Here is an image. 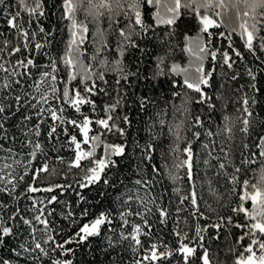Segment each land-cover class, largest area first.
<instances>
[{
  "label": "snow or ice",
  "instance_id": "obj_1",
  "mask_svg": "<svg viewBox=\"0 0 264 264\" xmlns=\"http://www.w3.org/2000/svg\"><path fill=\"white\" fill-rule=\"evenodd\" d=\"M10 7L13 6L6 0H0V15L6 25L0 29V264H74L70 257H75L76 251L85 245L94 260L97 253L103 257L97 264H165L175 256L180 257L177 264L196 260L213 264L206 241L210 245L212 240H219L221 230L227 234L226 239L230 238L233 228L241 233L229 248L235 256L234 264H264V0H61L58 5L52 0L51 7L58 10V19L68 22V39L59 58L50 51L55 26L44 25L49 14L57 15V11L50 12L47 0H16V10L9 11ZM226 12H234L240 21L238 35L253 57L255 68L249 63L242 71L239 68L245 54L232 43L236 28L227 35L216 31L223 26ZM186 13L199 26L195 36L184 35L186 46L181 51L188 54V65L173 62L166 73L165 62L176 47L171 44L174 27ZM161 27L171 30L161 34ZM153 37L166 49L157 57V70L152 76H142L139 66L133 71L124 57L132 49L145 52L138 41ZM214 39H219L221 46ZM224 41L228 42L227 49L222 47ZM88 45L93 48L91 55ZM112 52L118 55L110 60ZM40 56L46 57V61L39 60ZM60 64L64 66V76L60 74ZM110 73L116 77L113 92L107 87ZM170 74L182 76V81L169 82L174 89L184 90L172 93L181 98L179 105H173V117L179 113L184 119L169 126L175 137L170 146L173 159L163 167L173 185L184 180L188 185L186 189L172 188L176 197L174 211L172 201L164 205L160 202L163 197L152 191L160 169L152 165L154 175L148 178L137 165L135 171L140 178L115 195L112 208L100 211L65 237L55 227V217L59 215L76 224L71 205L58 195L39 199L33 195L72 187L51 183L41 186L46 183L45 174L52 176L59 171L50 166L45 141L52 151L67 147L74 153L67 161L57 156L56 162L66 164L68 171L80 170L82 175L76 181L80 189L101 182L115 188V184H110L108 170L117 165L113 157L126 155V144L109 143L106 137L126 136L122 125H131V119L121 109L135 104L146 110L152 103L147 95L132 99L125 87H131L133 78L158 81ZM226 86L233 97H225ZM92 97H111V102L102 100L98 105ZM217 100L221 110L229 103L238 107L234 113L223 116L222 126L214 132L205 128L200 115L193 117L192 105L206 106L211 114L217 109ZM85 106L88 112L84 111ZM69 112L74 114L67 115ZM98 112L103 115L89 114ZM186 121L187 131L201 128L204 132L192 131L191 140L181 136ZM68 126L76 131H69ZM202 135L220 139L201 143L206 153L201 160L193 150V142ZM62 136L66 138L63 142ZM181 142H186L183 149ZM152 148L151 143L141 147V162L152 159ZM258 161L259 168H254ZM201 163L205 175L214 171L215 177L228 186L225 202L212 178L204 181L215 203L230 208L231 215H221L217 207L198 194L196 168ZM77 196L79 202H87L79 192ZM21 199L31 201V205L21 208ZM201 200L203 208L212 215L202 210ZM58 204L64 206L59 211L54 207ZM182 212L195 219L194 227L187 217L181 219ZM157 215L161 225L174 220L175 246L162 236H154L150 218ZM80 216L87 218L89 210L82 209ZM234 216H243V222L234 220ZM131 217H138L139 222ZM200 220L209 222L202 225ZM210 229L215 230V235L209 234ZM190 232L194 234L190 236ZM92 238H100L101 246L93 248Z\"/></svg>",
  "mask_w": 264,
  "mask_h": 264
},
{
  "label": "trees",
  "instance_id": "obj_2",
  "mask_svg": "<svg viewBox=\"0 0 264 264\" xmlns=\"http://www.w3.org/2000/svg\"><path fill=\"white\" fill-rule=\"evenodd\" d=\"M61 0H56V4H60ZM6 3L12 5L13 7L9 8V11H15V4L16 0H6ZM47 4L51 11H57V15L49 14L48 18L44 21V25L46 28L55 26V38L51 45V54L59 58V56L63 53L64 49V42L68 39V33L65 28V25L68 23L67 21H60L58 19V10L52 9V0H47ZM234 12H226L224 16V24L223 26L216 30V31H223L227 35L231 32L232 28H236L237 32L232 34V43L234 46L239 49L241 52L245 54V61L239 63V68L242 71L245 63L251 64L255 68V62L253 61V57L247 53L244 49V41L238 35V22H236V16ZM26 18V14H25ZM83 18V17H81ZM231 19V20H230ZM232 24V25H231ZM104 26H107V21L105 20ZM6 25L3 23V17L0 15V29L5 28ZM91 27V26H90ZM64 28L62 32L61 29ZM171 30L167 27H161L158 29V32L163 34V32ZM199 30V26L197 21L192 18L189 14L183 15L178 21L176 26L174 27L175 35L171 40V44L175 45L174 54L169 55L166 62H165V72L168 73L170 66L173 62L180 64L181 66H187L189 57L186 52L181 51L184 48L185 41L184 35L187 33L189 36H195ZM112 42L110 41V44ZM138 43L142 48H146L145 52H140L138 49L130 50L124 57V61L129 67L135 71L137 65L141 71L142 76H149L151 77L152 74L157 70V57L163 55L166 49V45H160L158 41L153 37L150 40H139ZM214 43L217 46H221V41L219 39H214ZM222 47L227 49L228 42L224 41ZM93 48L91 45H88V53L91 55ZM115 52H112L109 55V59L117 58ZM39 60L46 61V57L40 56L38 57ZM262 59H264V55H262ZM61 69V76L65 75L64 66L62 64L59 65ZM115 74H108L107 79L109 81V88L110 92H113L115 88L114 80ZM176 80L182 81V76H176L174 74H170L169 76L160 77L159 80H148L147 82L141 79L137 81L135 78L132 79V84L130 88L125 87V90L129 92V95L132 99H135V96L139 95H147L152 103H150L146 110H141L138 105L133 104L131 107H125L121 109V113L128 114L131 119V125H122L126 130V136L120 137L118 134H109L106 139L109 143H124L126 144V155L124 157H113L117 161V165L111 167L108 170V178L110 184H115L116 187L112 188L110 186H104L101 182L100 184L90 186L86 189H80L76 183L77 180L80 179L82 173L79 169H72L68 171L66 164H59L56 162V157L61 156L64 157L65 160H70L73 158L74 153L67 147L61 148L59 152L52 151L51 145L45 141V148L49 152V156L51 157L50 166H55L59 169L56 175L48 176L45 174V181L46 183L41 186H47L48 183L51 184H63V185H72L71 188L66 190L57 189L54 193H35L33 194L35 198L39 199L41 197H47L49 195H58L59 199L65 201L66 203L71 205L72 210L75 213L73 219L77 221L76 224H71L68 220L63 219L59 215L55 217V227L61 229L65 237L71 236L74 234L75 231L78 230V227L83 223L87 222L89 219L98 215L100 211L104 209H111L112 208V199L117 195L119 192L124 191L125 187H131L132 181L135 179L140 178L137 175L135 169L137 165L143 169V171L148 175V178H151L152 175V165H156L160 169V175L155 177V186L153 187L152 191L157 196H162V200L160 201L164 205H168L169 201H172L171 209L174 211L176 197L172 193L173 187H181L182 189L187 188V181L184 180L179 184L173 185L171 180L167 176V170L163 167L165 162L171 163L173 156L170 152V146H173L175 137L169 130V126L178 123L184 117L180 116L179 113H176L175 119L173 117V105H179L181 102L180 97H173L172 93L174 91H184L180 88H173L169 80ZM78 83V82H77ZM123 83V82H122ZM104 86V85H101ZM133 93L135 95H133ZM193 96H196L195 93H190ZM224 95L226 98L233 97V93L230 89L225 88ZM96 100L97 104L100 105L102 100L104 102H111V97H92ZM217 103V109L209 113L206 106L193 104V117L195 115H200L205 122V128L211 129L212 131H216L217 126H222L223 124V116L226 114H232L235 112V108L238 105L229 103V106L221 110L220 108V101H215ZM55 103V101H53ZM84 111L88 112L89 109L87 106L84 107ZM67 115L74 114L73 112L66 113ZM90 115H103L102 112H98L96 114L89 113ZM211 115V120H209V116ZM163 120L164 123L161 124L160 121ZM51 122V121H49ZM239 126V125H237ZM69 127V131H76ZM95 128L96 126L93 125ZM189 127L188 122H185L184 128L185 130L182 131L180 134L181 136H187L189 140L192 139V131H200L201 133L204 132V129L201 128H192V131H187ZM239 133H237V137H239ZM80 137H78L79 139ZM66 138L61 137V142H63ZM219 140L218 137L208 138L204 135L201 136L199 141L193 142V150L200 154V159L202 160L206 153H204L201 149L202 142H209V140ZM239 140L237 139V143ZM151 143L153 148L151 150V160H143L141 162V147ZM139 144L141 147H137L136 145ZM186 146V142L180 143V148ZM87 148V146H84ZM99 153V149H98ZM238 155V154H237ZM42 159V158H41ZM87 163V162H84ZM215 164V161H213ZM254 168H259V161L257 164L253 165ZM196 172L198 176L196 178L197 184V191L198 194H202L204 200H207L209 203L213 205V207H217L221 215H231L230 208L227 207H220L215 203L214 197L208 192V185L204 183V181L208 178H212L214 186L218 189L219 193L222 194L223 199L225 202L228 200V192H227V185H225L222 179L215 177L214 171H209L207 175H205L204 165L201 163L197 168ZM65 173H67L65 175ZM181 175H183V170H181ZM252 174L250 173L249 176ZM219 180V182H217ZM82 194L86 197L85 202H79V198L77 193ZM104 192L105 195L101 196L100 193ZM233 203L235 202V197H232ZM20 207L23 208L25 205H31V201L26 199H21ZM202 210L205 211L206 215H212L208 213L206 209L203 208V200L200 201ZM58 209H62L63 205H54ZM190 207V206H189ZM87 208L89 210V216L87 218H83L80 216V212L82 209ZM30 215V213L28 214ZM181 219L184 217L188 218V222L190 226L195 225V219L188 213L182 212L180 213ZM130 219H134L139 222L138 217H131ZM215 219V216H213ZM243 216L235 217L234 220L243 222ZM202 225H205L209 221L200 220L199 221ZM118 224V221L114 222ZM150 223H153V234L154 236H162L164 241L169 243L172 246H175L176 237L172 234V227L174 224L173 219H169L167 225H161L159 223V218L157 216H153L150 218ZM183 227V224H181ZM187 230V229H185ZM190 236L194 233L190 232ZM210 235H215V230H209ZM240 230L239 229H232V236L230 238H225L227 234L221 230V238L219 240H212L209 243L206 241V246L209 247L210 259L213 261V264H234L235 256L232 252L229 251V248L235 243V239L239 236ZM247 243V241H245ZM91 245L93 248H98L101 246L100 238H92ZM69 247L75 248L76 245H70ZM201 252L198 250L197 255L199 256ZM238 254V253H237ZM97 259H93V255L89 254L88 246L85 245L80 247L75 254V257H70L74 259V264H97L98 260H102L103 257L96 254ZM180 260L179 256H175L172 260L165 262V264H177V261ZM190 264H200L199 260L195 262L190 261Z\"/></svg>",
  "mask_w": 264,
  "mask_h": 264
},
{
  "label": "rangeland",
  "instance_id": "obj_3",
  "mask_svg": "<svg viewBox=\"0 0 264 264\" xmlns=\"http://www.w3.org/2000/svg\"><path fill=\"white\" fill-rule=\"evenodd\" d=\"M234 15H235V14H234ZM230 20H231V19H230ZM236 22H238V24H239L240 21H239L238 19H236ZM231 25H232V24H231ZM237 28H238V26H237ZM238 30H239V28H238Z\"/></svg>",
  "mask_w": 264,
  "mask_h": 264
}]
</instances>
